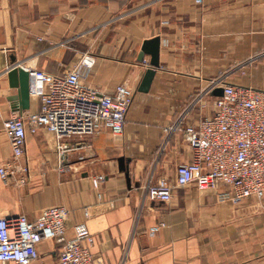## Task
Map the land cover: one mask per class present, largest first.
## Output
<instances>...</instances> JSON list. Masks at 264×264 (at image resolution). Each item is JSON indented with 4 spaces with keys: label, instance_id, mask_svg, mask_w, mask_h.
I'll return each instance as SVG.
<instances>
[{
    "label": "crops",
    "instance_id": "crops-1",
    "mask_svg": "<svg viewBox=\"0 0 264 264\" xmlns=\"http://www.w3.org/2000/svg\"><path fill=\"white\" fill-rule=\"evenodd\" d=\"M155 36L159 66L141 92L150 56L139 61L138 54ZM86 54L94 63L82 67L83 83L106 94L120 84L133 91L122 132L65 138L62 153L45 128L28 133L17 160L27 167V183L0 180V217L35 219L62 206L68 238L77 224L92 234L95 263L264 264V209L255 198L219 201L221 188L193 185L175 187L169 202L146 195L149 183L173 182L176 167L190 160L181 131L166 128L210 115L214 80L264 88V0H0V164L12 154L3 121L21 111L7 70L58 74ZM38 103L30 96L23 111ZM57 249L54 240H42L30 264H58Z\"/></svg>",
    "mask_w": 264,
    "mask_h": 264
},
{
    "label": "built area",
    "instance_id": "built-area-1",
    "mask_svg": "<svg viewBox=\"0 0 264 264\" xmlns=\"http://www.w3.org/2000/svg\"><path fill=\"white\" fill-rule=\"evenodd\" d=\"M94 59L82 56L79 65L58 74L32 68L29 72L30 96L38 99L35 111L13 113L3 121L8 134L11 158L0 164V180L17 179L27 183V167L17 164L25 153L27 134L45 128L55 139L59 153L65 138L93 135L102 129L118 135L133 100V91L124 84L113 93H101L82 81V67ZM221 87L212 113L196 124L167 130L181 131L191 149L189 161L176 167L173 182L159 179L149 183L146 195L152 200L169 202L175 187L195 186L200 191L218 190L219 201L238 204L255 198L264 209V88L214 80ZM18 173L20 175H18ZM103 179L92 180L93 185ZM67 210L62 206L44 208L35 219L24 214L0 217V264H30L39 257L42 240L58 244V264H104L93 261V236L85 224L74 227V236H66Z\"/></svg>",
    "mask_w": 264,
    "mask_h": 264
},
{
    "label": "water",
    "instance_id": "water-1",
    "mask_svg": "<svg viewBox=\"0 0 264 264\" xmlns=\"http://www.w3.org/2000/svg\"><path fill=\"white\" fill-rule=\"evenodd\" d=\"M159 51H160V38L158 36L146 39L142 42L138 60L142 61L145 54L150 56L149 66L146 68L137 90L141 92H147L150 88L152 79L154 77L156 68L159 66ZM15 61L14 56L10 57V63ZM7 76L9 85L16 89V93L12 96V100L16 101L14 106L16 110H27L30 102L29 92V72L22 66L13 65L7 70ZM216 95H221L222 89L218 87L215 91ZM119 169L124 172L126 183L128 188L131 184V178L129 176L128 169L125 166V160L123 157L118 158Z\"/></svg>",
    "mask_w": 264,
    "mask_h": 264
}]
</instances>
